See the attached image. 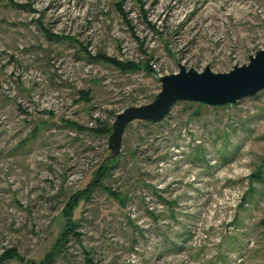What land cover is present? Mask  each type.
<instances>
[{
	"label": "rangeland",
	"instance_id": "rangeland-1",
	"mask_svg": "<svg viewBox=\"0 0 264 264\" xmlns=\"http://www.w3.org/2000/svg\"><path fill=\"white\" fill-rule=\"evenodd\" d=\"M262 48L264 0H0V264H264V90L110 145L163 75Z\"/></svg>",
	"mask_w": 264,
	"mask_h": 264
},
{
	"label": "water",
	"instance_id": "water-1",
	"mask_svg": "<svg viewBox=\"0 0 264 264\" xmlns=\"http://www.w3.org/2000/svg\"><path fill=\"white\" fill-rule=\"evenodd\" d=\"M161 83V90L153 101L128 106L118 113L110 136L115 154L121 149L128 124L134 120H162L179 101L221 106L235 104L264 90V48L251 55L249 63L235 65L228 72H214L209 65L199 71L181 64L178 72L163 75Z\"/></svg>",
	"mask_w": 264,
	"mask_h": 264
},
{
	"label": "trees",
	"instance_id": "trees-1",
	"mask_svg": "<svg viewBox=\"0 0 264 264\" xmlns=\"http://www.w3.org/2000/svg\"><path fill=\"white\" fill-rule=\"evenodd\" d=\"M12 3L14 5H20V4H17L16 2H12ZM118 8H119V10L122 13H124L126 15V12L124 11L122 3H120L118 5ZM91 58L94 59V60H102V61H105V62H108V63H112V64H114L115 66H117L118 68H120L121 70H124V71H130V70H135V69H146V70L152 71L151 67H149L148 64L147 65L146 64H142V63L136 62L134 60L122 61V60H119L116 57L107 56L105 53H99V54H97L95 56H91ZM80 94H81L82 98L88 99L90 91L80 90ZM68 232H69V230H68Z\"/></svg>",
	"mask_w": 264,
	"mask_h": 264
}]
</instances>
